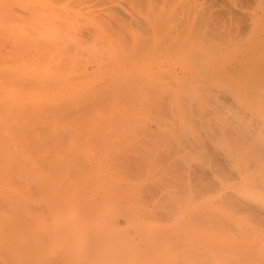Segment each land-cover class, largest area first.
Segmentation results:
<instances>
[{
    "label": "bare ground",
    "instance_id": "1",
    "mask_svg": "<svg viewBox=\"0 0 264 264\" xmlns=\"http://www.w3.org/2000/svg\"><path fill=\"white\" fill-rule=\"evenodd\" d=\"M0 264H264V0H0Z\"/></svg>",
    "mask_w": 264,
    "mask_h": 264
},
{
    "label": "rangeland",
    "instance_id": "2",
    "mask_svg": "<svg viewBox=\"0 0 264 264\" xmlns=\"http://www.w3.org/2000/svg\"><path fill=\"white\" fill-rule=\"evenodd\" d=\"M79 61V63L81 62V60H78ZM204 111H206V109H204ZM236 111V110H235Z\"/></svg>",
    "mask_w": 264,
    "mask_h": 264
}]
</instances>
